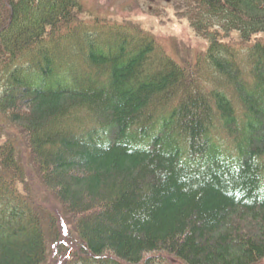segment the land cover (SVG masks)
<instances>
[{"label": "trees", "instance_id": "obj_1", "mask_svg": "<svg viewBox=\"0 0 264 264\" xmlns=\"http://www.w3.org/2000/svg\"><path fill=\"white\" fill-rule=\"evenodd\" d=\"M179 3L209 42L191 69L140 30L79 21L78 0H0V130L25 136L76 233L68 259L8 139L0 264L53 246L57 264H264V0Z\"/></svg>", "mask_w": 264, "mask_h": 264}, {"label": "rangeland", "instance_id": "obj_2", "mask_svg": "<svg viewBox=\"0 0 264 264\" xmlns=\"http://www.w3.org/2000/svg\"><path fill=\"white\" fill-rule=\"evenodd\" d=\"M78 2L83 12L79 21L84 24H95L100 21L103 24L120 25L131 31L140 30L154 39L176 62L188 69L196 67L199 57L208 49L209 42L198 36L191 27L189 20L180 10L179 0H78ZM240 42L239 36L233 34L228 44L237 51L246 53L249 46L243 47ZM5 130V128L4 131L0 130V144L8 139L16 142L15 154L21 175V180L18 181L20 191L24 189L37 204L45 208L43 213L50 216V224L57 234L56 238L65 243L67 248L71 247L70 253L67 254L70 259L73 255L72 246L76 240L70 214L43 185L25 136L19 131L9 134L8 130ZM60 250L55 246L50 247L51 262L48 264H57L65 259L56 254ZM152 256L155 259L151 264H180L176 259L166 255L155 253Z\"/></svg>", "mask_w": 264, "mask_h": 264}]
</instances>
